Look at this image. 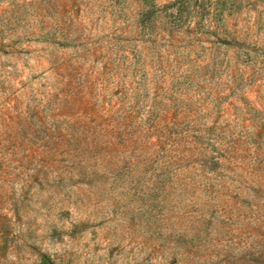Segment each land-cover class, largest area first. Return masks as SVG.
<instances>
[{
    "label": "rangeland",
    "instance_id": "obj_1",
    "mask_svg": "<svg viewBox=\"0 0 264 264\" xmlns=\"http://www.w3.org/2000/svg\"><path fill=\"white\" fill-rule=\"evenodd\" d=\"M0 264H264V0H0Z\"/></svg>",
    "mask_w": 264,
    "mask_h": 264
}]
</instances>
